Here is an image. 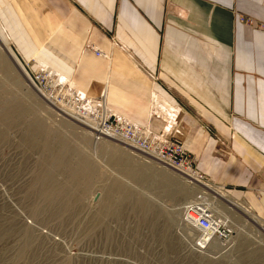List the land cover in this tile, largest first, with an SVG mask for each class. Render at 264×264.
Listing matches in <instances>:
<instances>
[{"label": "rangeland", "instance_id": "rangeland-1", "mask_svg": "<svg viewBox=\"0 0 264 264\" xmlns=\"http://www.w3.org/2000/svg\"><path fill=\"white\" fill-rule=\"evenodd\" d=\"M10 1L0 0V264H264V216L257 210L240 201L229 207L117 138L95 139L69 112L76 102L54 103L61 91L41 89L34 76H60L33 56L42 20L51 16L23 9L15 17ZM238 18L250 27L257 22ZM24 35L28 42L19 40ZM84 45L93 54L91 46L100 49ZM63 76L84 101H96L93 89L83 92ZM202 190L233 227L229 240L203 250L179 211Z\"/></svg>", "mask_w": 264, "mask_h": 264}, {"label": "crops", "instance_id": "crops-1", "mask_svg": "<svg viewBox=\"0 0 264 264\" xmlns=\"http://www.w3.org/2000/svg\"><path fill=\"white\" fill-rule=\"evenodd\" d=\"M8 8L15 17L47 12L43 63L94 98L104 92L127 121L181 143L211 182L264 216V30L238 18L264 24V0H11Z\"/></svg>", "mask_w": 264, "mask_h": 264}, {"label": "built area", "instance_id": "built-area-1", "mask_svg": "<svg viewBox=\"0 0 264 264\" xmlns=\"http://www.w3.org/2000/svg\"><path fill=\"white\" fill-rule=\"evenodd\" d=\"M252 26L264 30V24L250 20ZM248 24V21L247 23ZM95 56L101 54L100 50L90 47ZM36 80L42 81L41 89L52 84L61 91L59 99L54 103L62 105L65 100L72 99L77 103L76 112L71 114L81 118L91 129L95 139L102 136L117 138L130 147H133L149 159L169 166L185 175L189 183H200L204 189L209 190L208 178L193 164L190 152L181 143L168 139L163 135L150 132L146 127L127 121L117 113L107 108L104 96H97L96 101H84L81 92L73 90L62 77L57 79L45 70L36 72ZM68 88V89H67ZM68 90L71 92L69 93ZM103 92H101L102 94ZM51 96V95H50ZM94 98V97H93ZM65 109V108H63ZM202 191L183 204L181 208V223L197 231L195 247L206 249L213 240L226 241L233 234L231 221L218 213L209 202L207 192Z\"/></svg>", "mask_w": 264, "mask_h": 264}, {"label": "bare ground", "instance_id": "bare-ground-1", "mask_svg": "<svg viewBox=\"0 0 264 264\" xmlns=\"http://www.w3.org/2000/svg\"><path fill=\"white\" fill-rule=\"evenodd\" d=\"M6 7H7V5H6ZM8 8V7H7ZM3 12V11H2ZM4 15H5V12H4ZM5 17V16H4ZM37 23H38V21H36ZM40 22V21H39ZM38 25V24H37ZM41 25V24H40ZM17 39H18V37L17 36H15ZM39 38H41V32L39 33ZM20 40V39H19ZM28 40V39H27ZM26 40V41H27ZM23 41V40H22ZM40 41H41V39H40ZM28 42V41H27ZM42 42V41H41ZM40 42V43H41ZM31 43V42H30ZM43 43H46V41H44ZM23 43H21V45H22ZM34 44V43H33ZM110 44V43H109ZM28 45H29V43H28ZM31 45V44H30ZM111 46V45H110ZM4 47V46H3ZM38 47V46H37ZM36 47V54L38 55L39 53H40V50L42 51V49L41 48H37ZM43 47V46H42ZM31 48L34 50V48L31 46ZM22 50V49H21ZM27 50V46L25 45V49H24V51H26ZM100 50V49H99ZM23 52V51H22ZM29 51L27 50V53H28ZM24 53V52H23ZM35 54V55H36ZM36 55V56H37ZM111 56V55H110ZM38 57H39V55H38ZM41 60H43V59H41ZM51 61V60H50ZM48 62V61H47ZM47 64V63H46ZM49 66V65H48ZM52 67H53V65H52ZM56 67H57V65H56ZM54 69V68H53ZM53 69H52V71H53ZM55 72H57L59 75H61L60 77H63V79H65V77L63 76L64 74H62V73H60V72H58V71H55ZM73 84V83H72ZM74 85V84H73ZM75 86V85H74ZM104 89H105V87H104ZM85 96V95H84ZM113 111V110H112ZM218 187V186H217ZM218 188H220V189H222V187H218ZM218 188H216V187H213V186H209L208 187V189H209V191H210V193L213 195V197L215 198V199H218L219 201L220 200H223V201H225L226 202V204L229 206V207H232V206H236V201H234V199L232 200L227 194V192H225V191H222V190H220V189H218ZM203 191V190H202ZM227 193V194H226ZM213 200V199H212ZM239 202V201H238ZM244 203V202H243ZM240 204V203H239ZM242 204V203H241ZM215 208V207H214ZM226 208H228V207H226ZM237 209H238V206H237ZM241 209V208H240ZM217 210V209H216ZM232 210H233V208H232ZM242 210V209H241ZM243 210L245 211H243L244 213H248V211H247V209L246 208H243ZM179 211H181V210H179ZM229 211V210H228ZM229 216V215H228ZM257 218V217H256ZM195 230V229H194ZM196 231V230H195ZM196 233H197V231H196ZM197 237H198V235H197Z\"/></svg>", "mask_w": 264, "mask_h": 264}]
</instances>
